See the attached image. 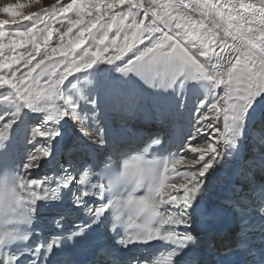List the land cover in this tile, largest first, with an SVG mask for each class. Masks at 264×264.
<instances>
[{
	"label": "bare ground",
	"instance_id": "bare-ground-1",
	"mask_svg": "<svg viewBox=\"0 0 264 264\" xmlns=\"http://www.w3.org/2000/svg\"><path fill=\"white\" fill-rule=\"evenodd\" d=\"M106 1L109 4L104 7L102 4ZM112 1L115 0H59V2L58 0H42L39 5L27 4L19 8L15 6L17 9L9 10V14L0 13V20L16 18L20 19L22 23H28L29 21L23 20L22 16L29 12L39 13L42 8L49 9V6L56 2L59 7L60 5H72L73 7L68 8L67 12L58 14L59 19H53L50 22L49 31L52 35L47 40L42 36L39 37L40 50L50 46L49 53L53 61L60 60L64 56L79 60L80 57L76 56V53L83 55L82 49L93 54V60H86L79 69L73 68L52 95L47 92V84L44 80L40 81L39 86L34 85L33 91L38 94V98L34 102H29L18 96L12 88L7 86L0 88V134H2L0 136V155L3 154L2 148L7 145H12L16 150L23 151L25 159L22 160V166L26 178H31L41 165L42 160L48 155L55 140V135L50 130V125L53 122L50 114L52 111L61 114L62 120L67 123L65 136L68 137L69 150L76 148L90 151L104 148L111 137H119L120 128L128 125L130 113L137 114L136 118L145 120L149 115L154 118H168L170 121L178 119L179 121L174 125L178 132L183 131L184 133L186 130H191L194 131V134L189 135L185 140L184 150L179 159L180 163L172 162L171 164L168 186L174 185L176 192L183 191L181 187L184 183L181 178L182 174L190 172L193 160L195 162V159L198 158V153H193L190 149L192 147L204 149L208 145V143L203 144L198 135L213 141L211 144L215 145L217 149L215 154H205L200 157L201 161L207 160L208 165H211L198 168V171L202 173L199 177L200 181L214 169L216 162L226 151L224 147L227 146L226 139L229 130H235L237 144L243 157L251 155L248 150L257 151V149L250 150V148L254 146H252V141H258L264 133V97L258 98L254 104L249 101L247 106H242L234 112L226 113L220 105L228 89L223 83L216 84L215 79H223L224 73L228 70V61L231 59L228 52H224L223 56H220L219 53L215 56H208L207 62L201 64L202 73L187 65L184 71L181 68L180 72L173 73L170 81H165L164 75L167 73L160 75L158 69L157 77L154 80L151 79L152 83L149 84L137 80L134 75L138 70L136 67L130 70L128 59H130V51L137 47L135 46L136 42L141 39V28L156 19L153 13H159L158 23L160 19L171 17L172 32L169 33L168 29L165 31L172 35V40L178 43L181 49L187 51L185 42H180L175 33L189 29L187 27L176 29L175 24L182 22L185 24L190 18L191 29L197 33L203 32L207 27V24L202 27L198 23L202 16L200 11L194 8V5L215 3L230 10L233 3L258 4L260 0H183V3L189 5L186 10L187 15H185L184 9L177 10L173 7L179 0L165 2L171 6L170 10H164L165 5L161 6V2L154 1L156 7L148 17L143 15L142 8L140 10L136 8L137 4L144 5L146 0H121L119 5L114 4V6L111 4ZM1 3L4 6L9 5L6 0H2ZM93 3L98 7L91 8ZM129 4L132 5L131 11L138 13L134 17L128 15ZM112 7L114 14L111 16L102 19L92 18L98 9L106 10ZM71 10L75 11L71 13ZM171 11H177L176 13H181L183 17L178 16L177 18V16L168 15ZM121 15L126 17L125 20H120ZM162 15L163 17H161ZM133 20L139 21L135 27H133ZM105 21L110 22L107 29L103 33H98V29ZM69 26L71 31H68ZM118 28L119 31H117ZM9 30L12 29L4 28L6 32ZM90 34L96 35L95 40H91ZM218 35L219 33H217V37H210L207 42L210 49L215 52L223 51L217 46L220 43ZM78 38L80 43L76 45ZM90 40L91 42H89ZM69 41L75 45L74 49L69 45ZM17 42L19 43L18 39ZM0 43L7 44L9 41L0 38ZM141 43L143 42H140L139 45ZM231 43L232 41L229 39L228 44L231 45ZM30 47L29 43H24L22 47L14 49L12 55L15 56ZM52 47L62 48L63 52L58 50L52 53ZM228 50L230 51V48ZM32 55L33 63H35L39 59V55L38 53H32ZM116 55H120V59H115ZM193 59L196 58L193 57ZM202 60L203 57H200L198 63ZM132 62L135 65L136 60ZM45 63L47 64L49 61L46 60ZM37 71L39 70L37 69ZM0 72H6V70L0 68ZM35 74L33 73V75ZM209 76L212 79H209ZM70 99L74 101H72L73 104L70 103ZM213 104L217 105L215 110H212ZM181 108L185 110L182 117L178 116V111ZM194 110L198 113L191 116L190 113H193ZM174 112L176 113L175 117L173 116ZM98 116H101L103 121L98 122L99 118L97 121L93 120ZM208 121H211V124L216 121L217 129L211 127ZM94 122L95 126H98L97 132L91 126ZM254 128L255 133L252 132ZM32 157H37L36 163L39 166L26 169L25 165Z\"/></svg>",
	"mask_w": 264,
	"mask_h": 264
},
{
	"label": "snow or ice",
	"instance_id": "snow-or-ice-1",
	"mask_svg": "<svg viewBox=\"0 0 264 264\" xmlns=\"http://www.w3.org/2000/svg\"><path fill=\"white\" fill-rule=\"evenodd\" d=\"M59 2V0H58ZM72 5L60 7H52L49 9H41L39 13L29 12L27 15L22 16L23 20L29 21L28 23H22L20 19H8L4 18L0 20V38L8 40L9 43H0V68L6 70V72H0V88L7 86L15 90L18 96L23 99L34 102L38 98V94L33 91V86H39L41 80H44L47 84V92L51 95L59 88L66 76L69 75L73 68L79 69L85 61L93 60V54L81 50V53H76L80 59H69L64 56L60 60H51L49 47L46 46L43 50H40L38 40L39 37H43L45 40L52 35L49 31L51 27V21L53 19H59L58 14H62L68 11V8ZM97 4H91V8L95 9ZM156 7L154 0H146L144 5H136L137 10L142 8L143 15L149 16V13ZM177 10L184 9L185 15H187L188 4L183 3V0L173 6ZM129 16H135L138 13L131 11L132 5H128ZM195 9L200 11L202 19L198 23L205 27L203 32L197 33L194 29H191L190 18L185 24L176 23V29H184L187 27L189 30H182L176 32L180 42H185V48L181 49L179 44L172 40V35L166 34L163 29H168L169 33L172 32L171 17L159 19V13H153L157 19H153L151 24L146 25L145 29L141 30V38L145 35L148 39V44L145 45V50L141 51L137 49L139 53L136 57V67L148 74H153L154 66L159 65L161 70L165 73L175 71L178 67L183 68L186 65H190L198 72H203L201 67L202 63H206V58L210 55L215 56L218 53L223 56L224 52H228L231 59L228 61V70L224 73L223 79L216 78L215 83L221 84L228 89L225 98L220 102L221 107L227 113L229 111L239 110L242 106H247L248 102L256 103L258 98L264 97V0H260L258 4H231L230 10L225 9L222 5L206 4V5H194ZM9 10H13V5L0 6V13H8ZM243 10V11H241ZM47 17V18H45ZM125 16L121 15L120 20H125ZM110 22L105 21L103 25L98 29V33H103ZM139 21L133 20V27ZM5 27H10L12 30L4 31ZM68 31H71V27H68ZM119 31V28L117 29ZM47 32V35L45 33ZM159 33V35H157ZM220 43V47L223 51H212L207 43L210 37H217ZM59 35V31H58ZM82 35V34H81ZM91 40H95L96 35L90 34ZM15 37V38H14ZM27 37V40H25ZM35 37V39H34ZM19 40V43L17 42ZM231 40V45L228 44V40ZM91 40L89 42H91ZM24 43H29L30 48H25L22 52L13 56V50L20 48ZM80 43V40L76 41V45ZM167 45V49H173L180 53L179 56L173 55L163 46ZM69 45L74 46L72 41H69ZM107 47V45H105ZM230 48V51L228 50ZM7 49V51H5ZM63 52V49L51 48V52L57 51ZM123 51V49H121ZM191 52V55H189ZM32 53H38L39 59L33 63ZM135 55V53H134ZM148 57V60L144 63H140ZM195 57L196 59H193ZM200 57H203L202 62L198 63ZM219 58V57H218ZM115 59H120V55H116ZM48 60L49 63H45ZM62 65V67H61ZM37 69L39 71H37ZM33 73H36L33 75ZM212 79L211 76L208 77ZM217 108L216 104L212 105V110ZM67 114V113H65ZM211 123V121H208ZM2 136V134H0ZM158 143V141L156 142ZM191 152L198 153V158L193 160L192 170L182 174L184 183L181 185L183 188V195H175V186H168V191L164 194V222L167 215L166 209L169 206L176 205L178 208L191 207V201L194 196L199 195L200 180L202 175L198 168H204L208 165L207 160H200V157L205 154H215L217 149L215 145L208 144L204 149H197L192 147ZM37 157H32L30 161L25 165L26 169L38 167L36 163ZM180 163L179 160L174 161ZM198 165V167H197ZM168 165L165 164L167 170ZM24 186L28 187V190L34 199H39L35 189L42 188L45 192L43 183H37L32 180H24L21 177ZM97 182L92 183L88 173L85 171L80 177V183L86 185L83 192V203L87 206L88 201L92 197H95L98 201V205L89 208L92 221H98L103 224L107 217L104 216V196L100 186V178H97ZM66 186V185H65ZM171 188V190H169ZM145 241L147 239L143 238ZM130 242H136L132 240ZM114 259V257H113ZM68 264H71L69 260ZM177 264H181L178 260Z\"/></svg>",
	"mask_w": 264,
	"mask_h": 264
},
{
	"label": "clouds",
	"instance_id": "clouds-1",
	"mask_svg": "<svg viewBox=\"0 0 264 264\" xmlns=\"http://www.w3.org/2000/svg\"><path fill=\"white\" fill-rule=\"evenodd\" d=\"M109 162L112 177L101 179L100 186L110 228H122L137 238L150 239L157 225L164 222V194L168 191L163 180L164 161L146 146L119 159L109 157L106 164ZM21 177L10 170H0V240L25 236L34 222L36 199Z\"/></svg>",
	"mask_w": 264,
	"mask_h": 264
},
{
	"label": "rangeland",
	"instance_id": "rangeland-1",
	"mask_svg": "<svg viewBox=\"0 0 264 264\" xmlns=\"http://www.w3.org/2000/svg\"><path fill=\"white\" fill-rule=\"evenodd\" d=\"M1 1L2 0H0V6H4L3 5V3H1ZM4 1V0H3ZM9 4H11V5H13V7H22V6H25V5H27V4H30V5H39V3L41 4L42 3V0H6ZM31 1V2H30ZM116 1V0H115ZM115 1H112V3L111 4H113V6H114V4L115 5H119V2L121 1V0H117L116 2ZM154 1H156V2H161L162 4H161V6L162 5H165V7H164V10H170L171 9V6H169V5H167V3H170V0H154ZM172 1V0H171ZM113 2H115V3H113ZM165 2H167V3H165ZM13 3V4H12ZM21 4V6H20V4ZM38 3V4H37ZM109 3L106 1V2H103V6L105 7V6H107ZM13 8V9H17V8ZM52 7H59V5H57V2L56 3H53L51 6H49V8H52ZM169 7V8H168ZM111 10V11H110ZM72 11H75V10H71L70 12L72 13ZM177 11H171L168 15H171L172 17H176L177 16V18H178V16L179 17H183V16H181L182 14L180 13V14H178V13H176ZM175 13V14H174ZM112 14H114V8L112 7V8H109V9H104V10H101V9H98V11H96V13H94L93 14V16H92V18L93 19H102V18H104V17H107V16H111ZM173 14V15H172ZM164 15V14H163ZM163 15L161 16V17H163ZM157 19V18H156ZM157 21H158V19H157ZM183 23V22H182ZM181 23V24H182ZM149 23H147V24H145V26L143 27V28H141V30L142 29H145V27H146V25H148ZM141 30H140V33H141ZM163 31L165 32V33H167L166 31H165V29H163ZM167 34H169V33H167ZM157 35H159V33H157ZM143 39V40H142ZM139 40H142V41H139ZM136 43H137V45H135V46H137V47H134V49H133V51H130V53H129V55H130V59H128V66H129V68H130V70H133V68L134 67H136V65H134V64H132L133 62V60H136V57H137V55H139V53L138 52H136V49H140L141 51H143L144 49H145V45H148L149 47L151 46V45H149L148 44V39H147V37H146V35L144 36V38H141V39H139ZM140 42H143V43H141L140 45H139V43ZM145 43V44H144ZM144 46V47H143ZM165 49H167V45L165 44L164 46H163ZM169 52H172L173 53V55H176V56H178L180 53H177L178 51H174L173 49H167ZM174 52H176V53H174ZM134 53H135V55H134ZM148 60V57H145V60L144 61H141L140 63H144L145 61H147ZM187 66V65H186ZM137 68V67H136ZM187 67H183V69H182V71H184L185 69H186ZM157 69V70H156ZM158 69L160 70V72H159V74L160 75H164L165 74V72H163L162 70H161V68H160V66L158 65V66H154V69H153V74H151L150 76L148 75V74H146V73H144V72H142V71H140L138 68H137V70H138V72H137V74L136 75H134V76H136V78H137V80L138 81H141V82H144V83H147V84H149V83H152L151 81L152 80H154L156 77H157V74H158ZM179 69H181V68H177L175 71H172V72H169V73H167V74H165L164 76H165V78H166V80L165 81H170V79L172 78L171 76H173L172 74L174 73H178V72H180L181 70H179ZM167 75V76H166ZM154 77V78H153ZM168 78V79H167ZM152 79V80H151ZM161 80V79H160ZM71 100V99H70ZM73 100H71L70 101V103H72L73 104V102H72ZM196 110H194V112L193 113H190L191 114V116H194L195 114H197L198 112L196 111ZM98 118H99V120H98ZM97 119H96V121L98 120V122H101V121H103V119L102 118H100V116L98 117ZM134 120V118H131L130 119V121L132 122ZM202 121H203V119H202ZM133 122H135L136 123V121H133ZM94 125H96V123L94 122ZM216 125V126H215ZM210 126L211 127H213V128H216L217 129V123H216V121H214L212 124L210 123ZM97 127V126H96ZM191 133H192V135L194 134L193 132H191L190 131V135H191ZM188 135H189V133H188ZM199 136V138L201 139V141L203 142V144L204 143H208V144H211V143H213V141L211 142L208 138H203V136L202 135H198ZM253 142V141H252Z\"/></svg>",
	"mask_w": 264,
	"mask_h": 264
}]
</instances>
